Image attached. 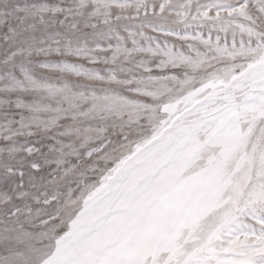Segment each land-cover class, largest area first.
Instances as JSON below:
<instances>
[{
  "label": "snow or ice",
  "instance_id": "obj_1",
  "mask_svg": "<svg viewBox=\"0 0 264 264\" xmlns=\"http://www.w3.org/2000/svg\"><path fill=\"white\" fill-rule=\"evenodd\" d=\"M0 264H264V0H0Z\"/></svg>",
  "mask_w": 264,
  "mask_h": 264
},
{
  "label": "rangeland",
  "instance_id": "obj_2",
  "mask_svg": "<svg viewBox=\"0 0 264 264\" xmlns=\"http://www.w3.org/2000/svg\"><path fill=\"white\" fill-rule=\"evenodd\" d=\"M50 75H54V74H50Z\"/></svg>",
  "mask_w": 264,
  "mask_h": 264
}]
</instances>
